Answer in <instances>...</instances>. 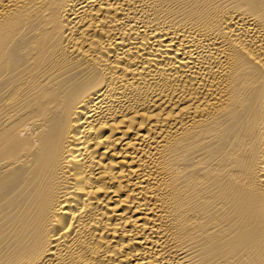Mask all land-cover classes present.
<instances>
[{"label":"bare ground","instance_id":"bare-ground-1","mask_svg":"<svg viewBox=\"0 0 264 264\" xmlns=\"http://www.w3.org/2000/svg\"><path fill=\"white\" fill-rule=\"evenodd\" d=\"M0 264H264V0H0Z\"/></svg>","mask_w":264,"mask_h":264}]
</instances>
